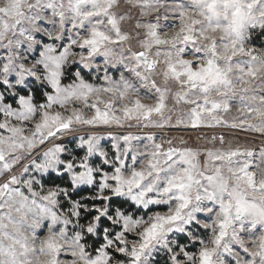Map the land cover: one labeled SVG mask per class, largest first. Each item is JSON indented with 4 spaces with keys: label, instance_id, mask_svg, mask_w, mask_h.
I'll list each match as a JSON object with an SVG mask.
<instances>
[{
    "label": "snow or ice",
    "instance_id": "snow-or-ice-1",
    "mask_svg": "<svg viewBox=\"0 0 264 264\" xmlns=\"http://www.w3.org/2000/svg\"><path fill=\"white\" fill-rule=\"evenodd\" d=\"M256 37L264 0H0V264H264V146L115 131L264 135Z\"/></svg>",
    "mask_w": 264,
    "mask_h": 264
},
{
    "label": "rangeland",
    "instance_id": "rangeland-1",
    "mask_svg": "<svg viewBox=\"0 0 264 264\" xmlns=\"http://www.w3.org/2000/svg\"><path fill=\"white\" fill-rule=\"evenodd\" d=\"M253 44L257 48H264V37H256L253 40ZM118 78L119 73H116ZM143 94V93H142ZM238 105H233V115L235 114V108ZM100 132L101 135H107V130L105 129H96ZM115 131H132L135 134L144 135L146 132H155L158 133L157 138H175L176 142L179 143L181 140L186 142L188 146L193 148H204V147H212L213 145L209 143L211 137L213 135L220 136L223 134L225 136V141L231 143H239L242 145H255L257 147L264 146V135L259 133H255L252 131H242L239 129H233L230 127H215V128H199V129H185V128H164V129H125V130H115ZM67 143V141H64ZM111 141H108L105 145L106 147H110ZM216 146H219L218 142ZM156 210V209H153ZM165 210V209H161ZM203 235V232L201 233ZM43 235V233H41ZM181 243H186V238L181 239ZM194 250V249H189ZM159 261V264H164L166 260V256L161 255L156 258ZM225 259H229L225 257Z\"/></svg>",
    "mask_w": 264,
    "mask_h": 264
}]
</instances>
